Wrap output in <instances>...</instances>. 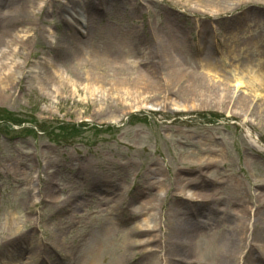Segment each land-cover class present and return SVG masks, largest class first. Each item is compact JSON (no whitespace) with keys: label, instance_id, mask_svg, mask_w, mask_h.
I'll use <instances>...</instances> for the list:
<instances>
[{"label":"rangeland","instance_id":"374dc122","mask_svg":"<svg viewBox=\"0 0 264 264\" xmlns=\"http://www.w3.org/2000/svg\"><path fill=\"white\" fill-rule=\"evenodd\" d=\"M24 1H20V5ZM80 1L93 4V0ZM112 1L116 2L108 6L116 7L118 4L116 17L125 20L120 15L122 10L125 11L123 16L127 18V27L143 29L148 42L151 36L145 27L147 23L151 29L154 27L157 30L158 27L156 35L161 40L167 36L161 31L176 28L191 45L179 48L187 58L195 60L192 55L193 42L204 36L211 42L212 49L216 50L212 53V49H204V52L213 60H218L217 64L228 68L227 62L232 54H240L236 61L229 62L238 66V73H243L245 66L252 64L261 73L257 58L249 54H258L263 45H256L258 50L254 53L249 41L253 39V30L257 25L254 18L264 13L263 6L246 4L229 14L210 17L211 14L202 16L195 13L205 11L198 2L189 5L183 0H161V3L155 2L158 0H153L154 3L147 0ZM41 2V8L45 11L48 9V14H45L46 20L39 33L43 35L47 31L46 36L54 39V45H57L59 29L62 28L57 16L63 14L58 13V7L67 0ZM94 4L97 5L96 0ZM96 14L100 16V12ZM106 18L110 19V15ZM29 31L28 35L34 33L33 30ZM254 35L257 36L256 33ZM154 36L155 33L152 39ZM257 38L262 40L260 36ZM46 49L45 41L39 37L38 45L31 48L36 54L33 61L43 57L45 64L48 62L45 59L51 62L53 56H43ZM50 51L51 54L57 52ZM142 52L140 49L130 50L134 63L139 66L138 59L142 57ZM60 53L66 54L65 51ZM73 60L76 67L83 60L92 62L78 54L73 55ZM102 64H106L105 59ZM52 65L55 69L64 68L55 63ZM89 66L90 63L86 69H90ZM66 72L70 75L71 71L66 69ZM107 73L102 71L98 85L87 81L77 82L74 75L66 81L68 89L57 93L26 87L24 94L18 92L0 97V238L5 233L9 234L7 229L16 231L9 241L0 246V264L8 261L12 254L33 252L36 251L35 246L51 241L58 242L56 245L51 243L56 264H65L71 258L80 261L90 248L98 242L104 243L107 223L113 217H117L116 221L120 218L124 229L115 231L117 241L104 243L105 248L97 264H117L123 247L121 241L127 238L123 231L139 219L141 222L143 219L149 220L151 225L147 226L150 228L154 222L157 224L152 235L155 234L160 241L147 245L146 249L151 248L152 256L160 255L164 260V242L178 239L176 228H182V216L190 218L182 202L195 203L179 197L183 186L192 187L193 192L198 189L207 192L212 188L215 191L210 198L208 193L207 196L204 193L192 196L194 200H206L205 203L196 202L214 207V210H207L218 218L216 227L206 229L203 231L205 233L225 232L227 227L220 220L224 217L227 220L249 217L252 246H236L235 256L240 260L239 255H242L244 264H247L246 260L250 264L259 261L264 264V117L258 113L259 105L255 106L258 102H264L261 82L250 86L244 83L239 89L236 88L237 98L239 95H251L254 99L249 116L244 118L231 116L220 109L202 110L199 104L191 105L196 110H183L184 103L180 100H177L180 105H171L172 111L166 112L161 109L165 104L163 97L159 100L162 105L145 103L137 109V106H130L133 98L128 96L127 89L126 95L117 93L119 89L113 84L117 74ZM142 95L147 99L146 94ZM118 102L121 106L114 109L112 106ZM243 111L246 112L245 109ZM212 156H215L214 160L210 161ZM109 183L118 185L114 192L122 198L121 210L116 212L110 205L113 203L110 193L103 191L111 188ZM147 191L152 197L147 199L150 204L144 202ZM107 197L110 199H105ZM41 199L46 203L41 204ZM143 204L147 207L141 209ZM232 204L225 210L227 205ZM34 218L38 219L37 223ZM199 218L204 221L202 215ZM29 220L37 224L34 236L27 226ZM55 232L58 235L55 236ZM149 234L151 232L140 233L137 238H145ZM222 240L228 242L225 237L216 236L212 240L204 236V245L208 246L209 251L201 254L199 250L187 261L216 264L217 258L224 253V249L220 248ZM13 243L16 253L9 249ZM29 243L34 245L30 249ZM180 250L181 246L171 259L173 264H181L184 256ZM27 256L31 260L36 257ZM144 260L141 259L138 264ZM50 261L47 258L44 260L46 264H50ZM160 262L158 260L157 264Z\"/></svg>","mask_w":264,"mask_h":264},{"label":"bare ground","instance_id":"6f19581e","mask_svg":"<svg viewBox=\"0 0 264 264\" xmlns=\"http://www.w3.org/2000/svg\"><path fill=\"white\" fill-rule=\"evenodd\" d=\"M20 1L23 0H0L1 98H3V95L5 94H16L18 92L24 94L26 87L29 89L31 88V90L37 88L44 92L57 93L62 89H68L69 86H67L66 81L74 75L77 82L83 83L87 81L98 85L102 79L101 73L104 71L109 72L107 74H117V79L113 81V84L119 89L117 93L122 92L121 94L124 95L125 90L127 89L128 96L133 98V100H130V106H137V109L141 108V105H146L145 103H150V105L154 103L161 104L159 100L163 97L166 105L161 104V109L167 110L166 112L172 111L170 110L171 105H180L177 101L180 100L184 103L183 110H196L195 107L191 108V105L196 106V104H199L202 110L213 108L217 110L220 109L231 116L246 118L250 114V108L254 104V99L251 95H239L237 98L238 92L236 91V88L239 89L244 83L250 86L254 83L261 82L262 89L260 91L264 92V13L255 16L254 19L257 22V25H255L253 33H256L257 36L252 34L253 39L249 41L250 43L248 42L250 46L253 45L254 53L258 50L256 47L258 44H262L263 49H259V52H257L258 54H249L247 52L250 57L257 58L256 61L259 62L258 66L262 68L261 73L257 72L254 67H252L253 64L250 66L246 65L244 72L238 73V66L229 62H233V60L236 61L240 54H232L227 62L228 68L219 65L217 64L218 60H213V57L207 56L204 52V49L207 51L213 50L211 42L204 36L193 42L194 50L190 49L191 51L193 50L192 55L194 54L195 60H191V58H187V56L180 53V47H190L191 45H188L185 36L179 34V30L176 28L168 31H161L167 35L165 40H161L156 35L159 31L158 27V31L154 27L151 29L150 24L147 23L145 27L149 36H151V39L149 37L150 42H148V37L144 35L143 29H129L127 27V18H125L126 16H123L125 15V11L122 10L120 12L122 13L120 15L125 20L116 17L117 13H119L118 10H116L118 4L116 3V7L108 6L110 3L112 4L116 2L112 0H108L109 2L107 0H96L97 5L94 4L95 0H93V4L80 0H67L64 5L58 7V13H63L62 16L60 14L57 16L62 28L59 29V41L57 42V45H54L55 40H51L50 37L46 36L48 33L47 31H45L43 35L39 33L42 24L46 20L45 14H48V9L45 11V9L41 8L42 0H25L23 5H20ZM147 1L154 3L153 0ZM183 1H187V4L189 5L197 4V2L200 3L199 7L203 8L205 11H195V13H201L198 15L202 16L211 14L210 17L229 14L238 7L246 4H255L264 7V0ZM155 2L161 3L162 1L158 0ZM207 11H211V13H208ZM98 12H100V16L96 14ZM108 14L110 15V19L106 18ZM76 22L78 24H76ZM27 26H30V28L26 29ZM29 30H33L34 33L28 35V33H30ZM48 31L50 33V30ZM23 33L24 35H22ZM154 33L155 39H152ZM259 36L262 40H258L257 37ZM39 37L41 38V41H45V45H47L48 48L44 51L45 53H43V56H53L51 62L45 59V61H48L47 64L42 62L44 59L43 57H39L38 61H33V59L36 58V54L31 48H35V46L38 45ZM259 41L262 43H259ZM67 44H69V46ZM103 47H105L104 50H101ZM50 49L57 51L53 53L55 55L51 54L52 52ZM131 49H140L143 51L141 55L142 57L138 59L140 66L134 63L130 53ZM63 51H65V55L60 53ZM215 51L216 50H213L212 53ZM76 54L81 58L91 59L92 62L83 60V62H79V66L76 67L73 60V55ZM104 59L106 64H102ZM54 63L61 67L63 66V70L52 68V64ZM89 63L90 69H86ZM199 67L200 71L198 70ZM66 69L67 71H71L72 74L71 72L70 75L67 74ZM143 93L147 95L146 98L150 102L144 98L142 95ZM260 103L261 102H258L255 106L259 105L258 113L264 117V102ZM120 104L121 103L118 102L116 106L112 107L117 109ZM124 104L126 105L127 103L124 102ZM113 105H115V103H113ZM244 109L246 112L243 111ZM214 157L212 156L210 161H213ZM189 162H193V160H190ZM108 185L111 188L103 189V191L108 192L111 195L113 203L111 202L110 205L112 208L114 207L112 210H114V212H116V210H121L123 205L122 198L114 192L118 189V185L115 183H109ZM144 185L145 184H143V187ZM98 187L100 186H97V188ZM147 188L151 187L148 186ZM147 190L149 191V189ZM191 190L192 187L183 186L181 187V192L178 194L179 197L187 198L195 203L182 202L184 208L189 211L188 214L190 218H184V216H182V228H176L178 239L164 242L163 250L166 252V258L162 260L160 255L152 256V253H150L152 249L149 247L146 249L147 245L160 241V238L158 239L155 234L152 235V233L156 231L155 228L157 227V224L152 222L153 227L150 228V226H147L151 225L149 220L143 219L141 222L139 219L123 231V233L127 235V238L121 241L123 247L121 248V255L117 264H138L141 259H145L142 264H157L158 260L161 261L159 264H173L174 262L171 259L179 246H181L179 252L184 256L180 263L194 264L192 260H187L195 253H199V250L201 251V254L204 251H209L208 246L204 245L206 244V242L204 243L203 241L204 236H207L212 240L216 236L217 238L219 236L228 238V242L222 240V243H220V248H222V250L224 249V253L217 258L216 264H232L231 262L233 260V264H244L242 261L243 256L239 255L240 260H238L237 256H235V250L238 245L243 246L247 244V246H252L250 242V229L252 225L250 224L249 217L247 219L231 218L228 220L224 217L223 220L220 219L223 222L222 225L227 227V230H224L225 232L221 233L223 235L218 232L211 235L205 233L203 231L206 229L210 230L216 227L215 224H218L216 223L218 218L214 216L212 211L207 210L208 208L214 210V207H209L208 204L205 206L204 203L206 200H194L192 196H197L199 195L198 193H204L205 195L208 193L210 198L214 195L215 191L213 188L211 191L208 190L207 192L204 189H198L196 192ZM148 191L144 194V202L150 204L147 199H151L152 197L149 196ZM105 199L109 200L110 198L107 197ZM196 201L204 203H197ZM40 202L41 204H44L46 203V200L41 199ZM29 203L30 200L27 204L29 205ZM101 205L102 204H100V206ZM108 205L109 204L105 205V207ZM233 205L234 204L231 206L227 205L225 210ZM143 206L147 207L146 204H143L141 209L144 208ZM204 210L205 212H203ZM200 215H202L204 221L199 218ZM135 217L138 219V215ZM150 218L153 219L152 216H150ZM32 220H29L27 226L30 227L29 229L34 236L36 235L34 228L37 224L35 225ZM116 220L117 217H113V219L109 218L104 243L117 241V234L115 231L118 232L124 229L120 218L118 221ZM34 221L37 223L38 219L34 218ZM59 225L63 224L60 223ZM200 227L201 230L199 229ZM174 228L175 227H173V230ZM7 230L9 231V234L5 233L4 237L2 239L0 238V246L9 241V239L16 233V231L11 232L13 229ZM162 231H164V229ZM56 232L59 233L58 231ZM56 232L54 234L55 236L58 235ZM147 232H151V234L145 238H137L140 233ZM252 232L255 238L254 229ZM54 240L56 241V239ZM230 240L231 242H229ZM51 243L56 245L58 242L51 241L50 243H42L37 247L35 246L36 251L33 250V252H27L23 255H21V253L18 255L12 254L11 258H9L8 261H4L3 264H32L34 261H36L34 264H46L44 262L45 258L53 261H50V264H56L54 262L55 260H53L55 252L54 249L51 248ZM104 243L98 242L96 246L90 248L89 253L86 252L87 255L80 261L76 260V258H73L74 261L69 258L70 261L65 264H73V262H75V264H97V259L105 248ZM32 244L28 246L29 249L34 246ZM140 248H143L141 249L143 252L150 254L143 255L144 253L139 250ZM9 249H13L15 251L14 253H16L15 243H13V247H9ZM252 249L253 248H250L249 250ZM28 254L29 256L34 255L36 257L34 260H31L27 256ZM12 261L13 263H10ZM196 261L198 262V260ZM246 263L250 264L247 260ZM252 264L255 263L253 262ZM256 264H260V261Z\"/></svg>","mask_w":264,"mask_h":264}]
</instances>
